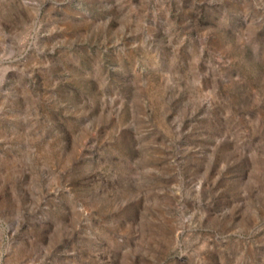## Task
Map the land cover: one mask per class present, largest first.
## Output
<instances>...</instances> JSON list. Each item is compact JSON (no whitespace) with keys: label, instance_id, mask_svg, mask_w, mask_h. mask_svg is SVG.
Returning <instances> with one entry per match:
<instances>
[{"label":"rangeland","instance_id":"1","mask_svg":"<svg viewBox=\"0 0 264 264\" xmlns=\"http://www.w3.org/2000/svg\"><path fill=\"white\" fill-rule=\"evenodd\" d=\"M0 264H264V0H0Z\"/></svg>","mask_w":264,"mask_h":264}]
</instances>
